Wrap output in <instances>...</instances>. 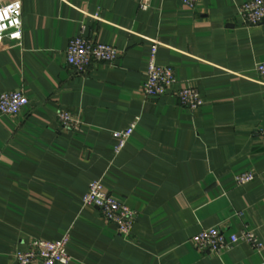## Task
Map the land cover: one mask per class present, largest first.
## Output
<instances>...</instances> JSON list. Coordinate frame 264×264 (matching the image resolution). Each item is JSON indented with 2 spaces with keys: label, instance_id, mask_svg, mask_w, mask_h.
Here are the masks:
<instances>
[{
  "label": "crops",
  "instance_id": "1",
  "mask_svg": "<svg viewBox=\"0 0 264 264\" xmlns=\"http://www.w3.org/2000/svg\"><path fill=\"white\" fill-rule=\"evenodd\" d=\"M21 2V39L0 42V93L22 91L29 103L0 114V264L31 241L69 235L70 264L264 263V21L246 25L250 0H0ZM118 49L114 63L85 72L67 48L81 34ZM156 60L178 84L161 97L142 86L153 42ZM180 84L204 104H180ZM65 110L77 130L60 125ZM138 118L125 147L113 133ZM252 171L254 180L235 176ZM100 180L137 218L131 235L107 222L83 197ZM221 227L252 230L261 249L241 242L219 253L192 238Z\"/></svg>",
  "mask_w": 264,
  "mask_h": 264
},
{
  "label": "built area",
  "instance_id": "2",
  "mask_svg": "<svg viewBox=\"0 0 264 264\" xmlns=\"http://www.w3.org/2000/svg\"><path fill=\"white\" fill-rule=\"evenodd\" d=\"M200 0H180L188 8L194 9ZM152 0H140V7L147 10L151 7ZM21 2H9L0 5V42L5 39L17 40L22 38L23 22ZM240 15L246 25H258L264 21V0H250L240 7ZM85 26L82 27L81 34L72 38L67 48V61L69 66L77 72H85L90 67L98 63H114L119 51L116 47L89 38L84 35ZM160 42H153L151 54L146 72V81L142 86V91L146 97H161L178 84L175 71L170 66H161L157 63L156 56ZM256 70L264 76V61L259 62ZM176 93L181 105L192 111L197 110L203 104L200 91L188 84H180ZM29 100L22 91H11L0 93V114L16 115L26 105ZM58 119L62 128L77 130L80 121L71 112L62 110L58 114ZM138 118L132 124L113 133L118 140L115 152L119 153L126 145L128 139L134 132ZM259 136L264 142V127L259 129ZM256 174L252 171L243 172L235 176L236 182L240 185L247 184L254 180ZM83 202L87 206H93L100 210L107 222L118 226L123 237L131 235L137 214L127 204L117 200L110 194L105 185L100 180H95L90 185L87 193L83 197ZM69 235L50 241L35 239L30 242L28 249L18 251L15 259L18 264H70L73 261L68 252ZM193 244L201 251H212L219 253L224 249L231 248L241 242H247L255 248L261 249L263 244L259 242L256 234L245 228L239 234L227 236L221 227L213 226L205 228L192 238ZM264 264V263H263Z\"/></svg>",
  "mask_w": 264,
  "mask_h": 264
}]
</instances>
